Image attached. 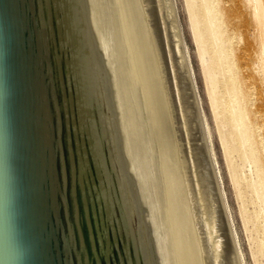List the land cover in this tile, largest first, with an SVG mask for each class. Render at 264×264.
Segmentation results:
<instances>
[{"label": "water", "instance_id": "water-1", "mask_svg": "<svg viewBox=\"0 0 264 264\" xmlns=\"http://www.w3.org/2000/svg\"><path fill=\"white\" fill-rule=\"evenodd\" d=\"M0 264H239L172 0H0Z\"/></svg>", "mask_w": 264, "mask_h": 264}, {"label": "rangeland", "instance_id": "rangeland-1", "mask_svg": "<svg viewBox=\"0 0 264 264\" xmlns=\"http://www.w3.org/2000/svg\"><path fill=\"white\" fill-rule=\"evenodd\" d=\"M239 264H264V0H172Z\"/></svg>", "mask_w": 264, "mask_h": 264}]
</instances>
